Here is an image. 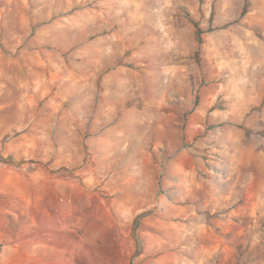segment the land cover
Segmentation results:
<instances>
[{
  "label": "rangeland",
  "instance_id": "1",
  "mask_svg": "<svg viewBox=\"0 0 264 264\" xmlns=\"http://www.w3.org/2000/svg\"><path fill=\"white\" fill-rule=\"evenodd\" d=\"M0 157V264H264V0H0Z\"/></svg>",
  "mask_w": 264,
  "mask_h": 264
},
{
  "label": "trees",
  "instance_id": "2",
  "mask_svg": "<svg viewBox=\"0 0 264 264\" xmlns=\"http://www.w3.org/2000/svg\"><path fill=\"white\" fill-rule=\"evenodd\" d=\"M245 13V11H244ZM195 26H196V29H197V35L198 37L200 38L201 37V34L203 33L202 29L199 27V24L198 23H195ZM0 161L3 162V163H7V164H15V161L13 160V158L9 157V158H3V157H0ZM143 215H140L137 217V219L135 220V226H134V236L136 238H138V234H137V231L138 229L140 228V223H141V219H142ZM137 254H140V251H137Z\"/></svg>",
  "mask_w": 264,
  "mask_h": 264
}]
</instances>
